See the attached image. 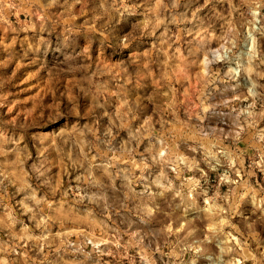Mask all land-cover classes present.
Wrapping results in <instances>:
<instances>
[{"label": "rangeland", "instance_id": "rangeland-1", "mask_svg": "<svg viewBox=\"0 0 264 264\" xmlns=\"http://www.w3.org/2000/svg\"><path fill=\"white\" fill-rule=\"evenodd\" d=\"M0 264H264V0H0Z\"/></svg>", "mask_w": 264, "mask_h": 264}]
</instances>
